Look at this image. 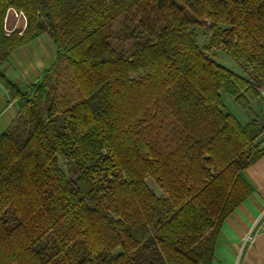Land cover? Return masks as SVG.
Masks as SVG:
<instances>
[{"label": "trees", "instance_id": "1", "mask_svg": "<svg viewBox=\"0 0 264 264\" xmlns=\"http://www.w3.org/2000/svg\"><path fill=\"white\" fill-rule=\"evenodd\" d=\"M8 8L23 32L4 31ZM119 18L140 40L127 57ZM206 22L250 80L199 49L194 27ZM44 34L79 93L61 109L44 81L21 87L3 71ZM0 84L28 127L0 134V264H209L250 193L241 172L263 154L262 129L241 124L222 93L243 111L264 97V0H0ZM163 100L188 117L167 153L152 139Z\"/></svg>", "mask_w": 264, "mask_h": 264}, {"label": "crops", "instance_id": "2", "mask_svg": "<svg viewBox=\"0 0 264 264\" xmlns=\"http://www.w3.org/2000/svg\"><path fill=\"white\" fill-rule=\"evenodd\" d=\"M44 35L14 50L3 67L6 76L21 87L40 82L55 61L49 36L41 41ZM48 48L54 54L49 68L43 62L49 56ZM249 110L248 121L244 115V121L234 116L243 125L254 121L262 129L254 145L263 154L241 172L250 193L222 222L209 264H264V97L252 102ZM18 113L16 102L0 84V134L11 128Z\"/></svg>", "mask_w": 264, "mask_h": 264}, {"label": "rangeland", "instance_id": "3", "mask_svg": "<svg viewBox=\"0 0 264 264\" xmlns=\"http://www.w3.org/2000/svg\"><path fill=\"white\" fill-rule=\"evenodd\" d=\"M209 24H210L209 22H206V24L203 27H194V30L197 33V45L199 49L214 62L250 80L251 73L249 68L243 65L240 66L238 63H236L231 57H229L223 51L220 45L212 46L210 44L211 31L209 29L210 26ZM219 26L222 29L227 28V26L225 25H219ZM25 27H26L25 17L24 19H22V15H19V17L16 18L7 10L3 20V28L5 32L20 28V33H21L24 31ZM130 29L131 26L129 24H126L122 18H119V20L116 22V24L113 27V34L115 35V37L114 36L113 37L115 40L116 39L120 40L123 57L129 56L133 52V50L137 48V45L140 42V40H136L134 38L129 37ZM47 36L48 35L42 36L41 41L49 40ZM48 50L49 53L47 55L49 56L43 62L44 65H46V67L49 68L52 62L51 59L53 58L55 53L54 54L51 53L52 49L50 50L48 48ZM42 56L44 57V54ZM54 63L52 65L53 66L52 69H50V71L46 72L42 76L41 81H44L45 83L48 84L58 109H61L77 102L80 98H79L78 90L71 76V73L67 68L65 62L63 60H60L57 63L55 64ZM263 92L264 90H262V93ZM222 100L226 109L230 111L233 115H235L238 118V120L244 121L242 120L243 115L247 119V121L248 119H250V117L247 115L248 111L250 110L243 111L233 101V99L228 95H226L225 93H222ZM155 113H156L154 117L155 130L152 137L153 143L163 153H167L168 151H170L171 149L175 148L178 145L180 134L187 133L185 127V123L188 119L186 113V106L180 100L177 101L176 104L175 103L169 104L163 100L160 101L159 104L157 105V109L155 110ZM10 129H15L16 132L20 135H25V133L28 132L27 123L24 121L23 116L20 113H18V115L16 116ZM60 165L63 171L67 175L70 174L68 171L69 165L67 163L62 162ZM146 184L157 197H165V198L167 197L164 191L159 189L151 178L146 179ZM117 253H119V251H115L114 254ZM91 260L92 259L90 257L89 261Z\"/></svg>", "mask_w": 264, "mask_h": 264}, {"label": "built area", "instance_id": "4", "mask_svg": "<svg viewBox=\"0 0 264 264\" xmlns=\"http://www.w3.org/2000/svg\"><path fill=\"white\" fill-rule=\"evenodd\" d=\"M8 12L9 13H11L13 16H15L16 18H18L19 17V15H22V19H24V15L21 13V12H17V11H15L14 9H12V8H9L8 9ZM5 21H6V19H5ZM13 30H9L8 32H6V34H9L10 32H12ZM263 94H264V92H263ZM248 240H250L249 238H246V241H248Z\"/></svg>", "mask_w": 264, "mask_h": 264}]
</instances>
